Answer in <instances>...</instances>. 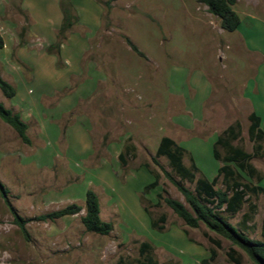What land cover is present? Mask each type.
<instances>
[{
  "label": "rangeland",
  "instance_id": "obj_1",
  "mask_svg": "<svg viewBox=\"0 0 264 264\" xmlns=\"http://www.w3.org/2000/svg\"><path fill=\"white\" fill-rule=\"evenodd\" d=\"M4 1V36L14 33L12 22L19 46L44 47L20 0L2 7ZM233 8L241 23L227 31L200 0H118V11L106 4L102 28L90 35L82 62L73 59L67 84L50 71L49 84L23 91L22 78L6 70L8 50H0V74L17 89L8 98L0 88V102L21 114L30 138L25 142L0 118V181L27 229L26 235L0 192V264H146L148 256L160 264H256L203 222L187 225L164 201L172 197L188 206L167 173L193 191L195 182L157 155L169 136L187 149L186 166L194 158L198 177L212 180L230 164L250 188L264 186V138L249 135L253 111L264 129V0H236ZM77 22L64 38L59 29L47 46L60 67L65 62L55 44L62 45ZM74 48L78 57L81 46ZM17 62L30 79L28 66ZM88 82L91 88L83 90ZM230 126L238 134L230 144L253 153L245 168L214 156V143ZM217 149L222 158L228 154L224 144ZM215 186L227 188L224 175ZM88 189L99 196L101 218L113 224L108 234L83 224ZM72 203L82 211L39 218ZM223 213L249 237L264 240V192L249 189L238 212ZM152 220L164 228H153Z\"/></svg>",
  "mask_w": 264,
  "mask_h": 264
},
{
  "label": "trees",
  "instance_id": "obj_2",
  "mask_svg": "<svg viewBox=\"0 0 264 264\" xmlns=\"http://www.w3.org/2000/svg\"><path fill=\"white\" fill-rule=\"evenodd\" d=\"M208 6V10L221 19V26L227 31L236 30L240 23V15L234 10L233 5L236 0H200ZM64 19L59 31L60 38L65 37V33L72 28L78 21V17L74 12V7L70 0H61ZM5 45V40L0 33V48ZM60 52L61 41L56 43ZM51 47V46H50ZM135 50L138 47L132 44ZM50 50L52 48H49ZM0 88L8 98H13L16 93V87L9 81L5 80L0 74ZM0 118L6 123L10 124L21 136V138L29 143L30 138L27 134L28 124L23 120L19 112H14L12 109L7 108L0 102ZM251 124L249 126V135L253 141H259L264 138V129L262 128V118L255 111L250 116ZM238 134L233 126L227 128L224 136H219L214 143V156L216 159H223L226 162H234L241 168H245L247 163L252 157L253 153L245 151L241 147H236L230 144L229 139L237 138ZM226 137V138H225ZM224 144L228 147V154L221 157L217 149V145ZM187 149L178 144L173 138L164 136L157 149V155L166 156L169 159L172 169L182 179L195 182V191L185 186L180 180H177L170 173H167L169 178L183 193L188 206L182 201L172 198L164 197V201L181 217L185 223L191 227H198L200 222H203L211 231L222 235L223 237L232 241L233 244L242 248L256 264H264V240L253 239L249 237L243 229H239L236 225L232 224L224 216L223 212H238L244 202L246 201L247 191L257 189L264 192V186H257L250 188L247 184L236 178L237 171L230 165L224 164L219 167L218 175L214 179H209L203 175L197 176L199 168L191 157L192 165L188 167L184 163V157ZM120 159L125 162V154H120ZM220 175H224L227 183V188H216V181ZM157 179L146 186V188L155 187ZM0 192L9 205L16 221L19 223L24 234L27 235L25 226V219L19 216L7 197V189L0 181ZM83 207L80 204L72 203L59 210L50 212L45 215L39 216L40 219L59 218L65 215H73L82 211ZM148 212V207H145ZM83 224L86 229L91 232L100 234H108L113 229V224L104 221L101 218V206L97 193L88 189L86 192V206L85 215L82 217ZM161 221L165 222V215L161 216ZM153 228L163 229L164 226H158L155 220L151 221ZM218 246L221 245L220 241L215 240ZM151 250L149 243H144V249ZM216 255V250H212V257ZM239 262V260H236ZM146 264H160L157 263L152 256H148Z\"/></svg>",
  "mask_w": 264,
  "mask_h": 264
},
{
  "label": "crops",
  "instance_id": "obj_3",
  "mask_svg": "<svg viewBox=\"0 0 264 264\" xmlns=\"http://www.w3.org/2000/svg\"><path fill=\"white\" fill-rule=\"evenodd\" d=\"M70 2L79 19L74 26L76 30L71 31L61 45V53L65 62L63 67L58 65L56 55L47 51V46L56 41L58 31L63 23L64 13L61 0H20L21 7L30 14L32 21L30 29L32 33L36 35V38L42 40L45 49L44 47L36 49L32 46L29 48L33 44L19 46V36L16 35V28L11 24L12 22L9 25L10 29L14 30V33L9 35V39L4 36L0 28V32L5 40V45L0 50H8V57L4 60L6 70L9 74L11 73L17 78H22L19 84L23 91L28 89L29 85L32 86L35 83L41 85V87L44 84H49L46 76L49 75L50 71L57 74L56 77L62 79L67 84L70 79V66L73 64V59L79 61V63L82 62L85 53L90 48V35L102 28L105 5L114 6V10L118 11V0H70ZM5 3L6 0L3 2L2 7H4ZM108 28L107 26L105 27V29ZM74 45L81 46L78 57L75 56ZM16 59L28 66L30 79H25L26 72ZM15 64L18 66V69L13 67ZM80 67L81 64L78 68ZM21 78L17 79V81H20ZM91 86V82H88L84 85L83 90H88ZM64 103L67 104V100ZM59 108L63 109L60 104L56 106V109ZM50 115L53 116V114Z\"/></svg>",
  "mask_w": 264,
  "mask_h": 264
}]
</instances>
